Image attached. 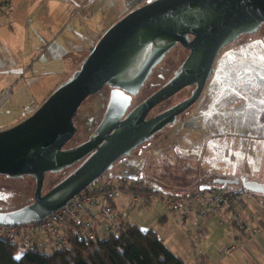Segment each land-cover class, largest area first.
Instances as JSON below:
<instances>
[{"label": "water", "instance_id": "95a60500", "mask_svg": "<svg viewBox=\"0 0 264 264\" xmlns=\"http://www.w3.org/2000/svg\"><path fill=\"white\" fill-rule=\"evenodd\" d=\"M262 22L264 0H149L124 14L101 34L79 68L30 115L0 130V174L29 176L35 183L32 202L0 211V224L42 220L94 183L117 159L173 122L200 91L218 51L241 33L254 32ZM177 44L189 54L174 77L122 119L131 96ZM195 82L194 98L145 120L151 107ZM105 85L112 90L95 132L88 140L65 147L77 132L78 108ZM81 160L42 193L47 173L64 171ZM241 191L264 194V184L245 182Z\"/></svg>", "mask_w": 264, "mask_h": 264}, {"label": "flooded vegetation", "instance_id": "af4514ba", "mask_svg": "<svg viewBox=\"0 0 264 264\" xmlns=\"http://www.w3.org/2000/svg\"><path fill=\"white\" fill-rule=\"evenodd\" d=\"M188 54L189 50L180 44L170 48L152 68L138 92L131 96L122 119L173 78ZM169 56L177 60L167 62ZM197 87L196 82L185 85L151 107L145 120L194 98ZM111 90V86L105 85L94 94H103L106 101H103V97L95 101L101 113L93 122L94 127L88 136L74 142L76 132L65 147L76 146L95 132L104 116ZM199 90L193 101L175 115L173 122L165 124L116 161L138 171L158 170L162 166L172 165L170 168L177 167L183 173L196 176L189 182V190L217 186L226 190H242L245 182L264 184L259 177V174L264 176V22L254 32L241 33L218 51L212 71ZM78 115L77 111L74 117L77 131ZM93 119L90 117V121ZM178 139L183 140L184 144L179 145ZM165 151L172 152V156L163 165L161 158ZM146 152H149L151 162L146 158ZM82 161L69 168L70 171ZM114 165L119 171L116 162ZM250 174L256 176L250 177Z\"/></svg>", "mask_w": 264, "mask_h": 264}, {"label": "rangeland", "instance_id": "374dc122", "mask_svg": "<svg viewBox=\"0 0 264 264\" xmlns=\"http://www.w3.org/2000/svg\"><path fill=\"white\" fill-rule=\"evenodd\" d=\"M2 1L3 0H0V23H6L7 15L5 13L10 9L9 13L12 15V18L16 20L21 29L19 30L20 32H17L19 37L16 51L17 55L15 56L18 61L17 68H15L14 65L12 66V70L17 72H13L8 76L9 84L7 88L11 89V95L3 104L5 110L9 109L10 111L9 113L4 111V114L1 116L2 121L0 122V130L15 124L16 122H14L15 120H13V118L17 117L18 120L23 116L27 117L30 115L35 110L34 108L40 105L57 85L66 80L77 68H79L81 62L89 52L85 49H71L66 44L64 47L65 51L61 50V54L56 55L55 52L57 48L46 43L49 39L42 36L45 38V42L43 40L40 42L45 43L44 48H41L40 52L35 55L29 54V52L36 49V46L33 45L32 41H30L29 44V39L27 40V38L29 35H36L37 31L31 26L26 28V24L29 23L27 20L33 17L38 11V5L33 6L30 5L31 3L39 2L42 8L51 11L52 30L50 42L56 40L57 45H63L65 41L69 39L71 42L74 41V43H71L73 47H77V44H75L77 41L78 43L81 42L78 33L82 31V29L85 27L92 29H94L93 27L98 29L100 26L109 27V25H112L113 21L116 20L117 14L122 10L118 8L117 2L113 0H51L50 2L47 0H31L30 4L28 0H12L13 6L11 3ZM119 1L120 0H118V2ZM66 9L68 11L66 22L59 27L57 23L62 22L59 16H61L62 11H66ZM85 10L87 11L84 13ZM49 20L50 17L45 16V21ZM8 21L10 22L9 19ZM169 57L167 62L177 60L174 56ZM0 89L2 88L0 87ZM102 97L105 102L106 99L103 94L90 96L87 102L78 110L79 115L77 116L76 122L78 131L74 142L81 141L91 132V129L94 127L93 122L98 119L97 117L101 113V108L97 105L95 106V101ZM90 117L94 118L93 121H90ZM183 142V140H177V143H180L179 145H183ZM164 150L165 149L162 151ZM167 151L163 153V159L161 158V163L163 165L167 164L168 160L171 159L170 156H172V152ZM146 156L151 162L149 152H146ZM116 164L119 166L121 173L134 177H148L165 191L174 193L190 191L189 189L191 187L189 186V182L196 178L195 175L179 171L177 167H175V169L170 168L172 165H168L170 167L162 166L161 169L158 170L143 169V171H138L122 166L120 161H116ZM70 172V169H65L58 173H47L44 178L42 193L50 190ZM255 176L256 174H250V177ZM259 177L264 180V176L261 174H259ZM34 188V180L29 176L9 178L0 174V211L17 209L31 203ZM247 194L249 193L244 192L240 194L245 200V203L249 200L256 201L253 197L255 199L261 197L260 194H257V197L252 196L248 198ZM117 204L120 206L121 215L128 222L144 228L154 227L155 229H159L161 224L159 222L160 217L157 213L165 212L166 215L171 213L170 210L159 201H154L144 207L129 206L126 195L121 196L117 200ZM197 242L198 241L195 242V245ZM195 245L192 244L194 247Z\"/></svg>", "mask_w": 264, "mask_h": 264}, {"label": "built area", "instance_id": "2783aa9c", "mask_svg": "<svg viewBox=\"0 0 264 264\" xmlns=\"http://www.w3.org/2000/svg\"><path fill=\"white\" fill-rule=\"evenodd\" d=\"M10 95L9 88L0 92V112ZM248 193V198L253 196ZM123 195L127 196L128 205L134 207L161 202L175 214L184 230L188 222L194 225V245L206 235L208 219L216 217L223 223L224 213L236 229L248 231L251 235L258 233V229L249 227L243 218L244 199L238 192L208 187L174 193L165 191L148 177L122 176L113 165L94 183L42 220L19 225L0 224V235L13 240L21 249L32 250L47 247L68 249L72 241L79 244L96 237L119 234L122 225L118 218L117 200ZM261 205L264 207V202ZM233 249V245H223L218 252L229 255Z\"/></svg>", "mask_w": 264, "mask_h": 264}, {"label": "crops", "instance_id": "0c3cea01", "mask_svg": "<svg viewBox=\"0 0 264 264\" xmlns=\"http://www.w3.org/2000/svg\"><path fill=\"white\" fill-rule=\"evenodd\" d=\"M28 1L30 4L31 0ZM47 1L50 2L51 0ZM2 2L11 3L13 6L12 0H3ZM30 5H38V11L27 20L28 24L25 23L26 28L31 26L37 31L36 35H29L27 38V40L29 39V44L32 41L33 45L36 46V49L29 52V54L35 55L39 53L41 48L45 46V43H41L40 41L43 40L45 42L44 37H46V39H49L46 43H49L52 47L55 46L57 48L56 55H60L61 50L65 51L66 42L63 45H57L56 40L50 42L52 30L51 11L42 8L39 2L31 3ZM9 11L10 9L6 13L4 12L7 15L6 23H0V87L2 88L0 92L7 88L9 84L8 76L13 72H17L12 70V66L14 65L17 68L18 64L17 57L15 56L17 55V43L19 39L17 32H20L21 28L16 20L12 18ZM67 12L66 9L59 16L62 19L61 23H57L59 27L66 22ZM45 16L50 17V20L45 21ZM253 199L256 201L249 200L245 203V200H243L245 205L242 215L249 227L258 229L256 235H250L246 231L241 232L236 229L230 224L227 213H224L223 223H220L216 217L208 219L206 223V235L198 239L194 247L192 246L195 235L194 225L188 222V226H185V228L190 230V233H188L180 226L172 212L168 215L165 212H158L161 224V227L157 229L159 236L173 253L181 256L187 263L189 262L188 264H199V256H201L200 259L206 264H264V207L261 205L264 199L262 197ZM117 206L120 211V206L118 204ZM223 245H233L235 249L230 251L229 255L219 253L218 249Z\"/></svg>", "mask_w": 264, "mask_h": 264}, {"label": "trees", "instance_id": "16d2710c", "mask_svg": "<svg viewBox=\"0 0 264 264\" xmlns=\"http://www.w3.org/2000/svg\"><path fill=\"white\" fill-rule=\"evenodd\" d=\"M113 1H116L118 8L122 9L120 13L117 14L116 20L113 21L114 23L128 11L149 0ZM86 11L87 10H85L84 13ZM83 18L87 19L85 17ZM107 27L100 26L98 29H95V27H93L94 29L85 27L78 33L81 42L78 43L77 41V43H75L77 47L71 45L74 41L71 42L67 39L65 42L71 49L76 48L90 51L96 40ZM38 106L39 105H37L36 108ZM4 111L9 113L10 110H5V108L2 109L0 112V122L2 121L1 116L4 114ZM21 118L24 119L25 117L23 116ZM20 119L17 120V117L13 118L16 123L22 120ZM119 173L122 176L134 177L121 173L120 170ZM224 189L226 190V188ZM226 191H234L239 194L244 193L241 190L228 189ZM253 196L256 197L257 194H253ZM261 197L264 199V195H261ZM118 218L122 225V230L119 234L96 237L91 240H84L79 244L72 241L71 247L68 249L54 247H47L45 249L34 248L32 250L21 249L13 240L0 235V264H188L181 256L173 253L162 241L157 229L144 228L131 224L121 215L120 211L118 213ZM187 230L186 228L185 231ZM188 231L190 232V230ZM200 258L201 256L198 258L199 264H206Z\"/></svg>", "mask_w": 264, "mask_h": 264}]
</instances>
